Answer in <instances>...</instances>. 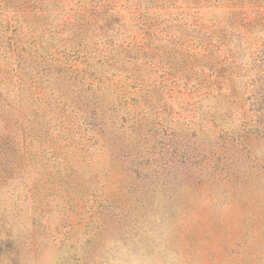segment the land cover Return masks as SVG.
<instances>
[{"label": "rangeland", "instance_id": "obj_1", "mask_svg": "<svg viewBox=\"0 0 264 264\" xmlns=\"http://www.w3.org/2000/svg\"><path fill=\"white\" fill-rule=\"evenodd\" d=\"M0 264H264V0H0Z\"/></svg>", "mask_w": 264, "mask_h": 264}]
</instances>
